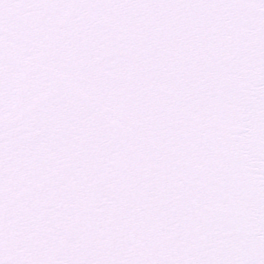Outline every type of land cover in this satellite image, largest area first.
<instances>
[{
    "label": "snow or ice",
    "instance_id": "snow-or-ice-1",
    "mask_svg": "<svg viewBox=\"0 0 264 264\" xmlns=\"http://www.w3.org/2000/svg\"><path fill=\"white\" fill-rule=\"evenodd\" d=\"M0 264H264V0H0Z\"/></svg>",
    "mask_w": 264,
    "mask_h": 264
}]
</instances>
